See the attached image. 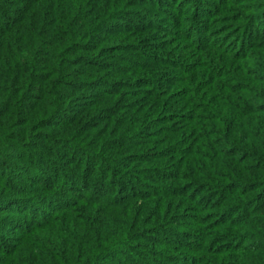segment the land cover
I'll list each match as a JSON object with an SVG mask.
<instances>
[{"label": "trees", "instance_id": "trees-1", "mask_svg": "<svg viewBox=\"0 0 264 264\" xmlns=\"http://www.w3.org/2000/svg\"><path fill=\"white\" fill-rule=\"evenodd\" d=\"M0 264H264V0H0Z\"/></svg>", "mask_w": 264, "mask_h": 264}, {"label": "rangeland", "instance_id": "rangeland-1", "mask_svg": "<svg viewBox=\"0 0 264 264\" xmlns=\"http://www.w3.org/2000/svg\"><path fill=\"white\" fill-rule=\"evenodd\" d=\"M165 9H167V10H169V11H172V10H170L169 8H165ZM220 29H224V28H220ZM226 35H229V33L226 34ZM223 38H224V35L221 34V35L217 36L216 39H217L218 41H220V40H222Z\"/></svg>", "mask_w": 264, "mask_h": 264}]
</instances>
